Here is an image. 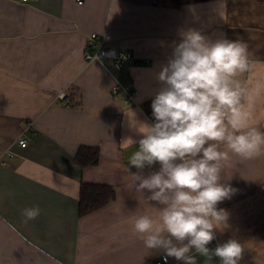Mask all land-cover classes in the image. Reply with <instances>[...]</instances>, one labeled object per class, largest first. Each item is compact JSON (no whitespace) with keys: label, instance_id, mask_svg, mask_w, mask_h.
Returning a JSON list of instances; mask_svg holds the SVG:
<instances>
[{"label":"crops","instance_id":"1","mask_svg":"<svg viewBox=\"0 0 264 264\" xmlns=\"http://www.w3.org/2000/svg\"><path fill=\"white\" fill-rule=\"evenodd\" d=\"M84 1L0 0V264H156L166 255L147 249L134 231L133 217L158 219V205L130 187L129 160L138 146L125 140L141 138L136 121L152 123L157 74L181 31L242 37L252 64L239 79L264 85V0ZM94 33L108 34L106 47L137 62L118 71L112 60L88 61ZM119 85H132L135 99L114 94ZM69 91L83 95L80 107L59 98ZM252 123L264 130V88ZM81 147L98 148L99 163L79 167ZM223 179L237 191L218 205L229 219L208 247L236 239L244 246L239 264H264V155H232ZM82 183L110 185L116 199L81 216ZM36 205L40 216L23 223L21 209ZM197 262L219 264V258L197 256Z\"/></svg>","mask_w":264,"mask_h":264},{"label":"clouds","instance_id":"2","mask_svg":"<svg viewBox=\"0 0 264 264\" xmlns=\"http://www.w3.org/2000/svg\"><path fill=\"white\" fill-rule=\"evenodd\" d=\"M179 36L157 74L161 87L151 103L153 122L136 121L141 138L125 140L138 146L129 160L130 187L158 205L153 206L158 219L134 216L133 228L147 249L182 264H198L197 256L239 264L244 246L238 240L208 245L229 219L218 205L237 191L222 182L224 162L232 155L242 160L264 155V130L252 123L264 85L239 79L252 64L242 37L211 39L196 28ZM156 164L158 170L143 174ZM41 211L38 205L21 209L23 223Z\"/></svg>","mask_w":264,"mask_h":264},{"label":"trees","instance_id":"3","mask_svg":"<svg viewBox=\"0 0 264 264\" xmlns=\"http://www.w3.org/2000/svg\"><path fill=\"white\" fill-rule=\"evenodd\" d=\"M88 46V52L91 50ZM87 52V53H88ZM83 95L76 91H69L63 100L68 108L82 105ZM150 112V111H148ZM76 164L81 168L95 166L100 161L98 148L81 147L75 157ZM116 188L105 184L82 183L80 192V215L86 216L109 205L116 199Z\"/></svg>","mask_w":264,"mask_h":264},{"label":"built area","instance_id":"4","mask_svg":"<svg viewBox=\"0 0 264 264\" xmlns=\"http://www.w3.org/2000/svg\"><path fill=\"white\" fill-rule=\"evenodd\" d=\"M23 2H27L29 0H22ZM78 4L83 5L84 0H76ZM91 50L87 53L86 59L88 61H98V60H112L114 63L115 68L118 71H122L125 67L134 65L137 62V59L130 53L123 52V51H117L114 49H110L106 47V43L110 40V36L108 34L105 35H99L97 33H94L91 35ZM120 91H124L126 93V100L127 102H130L135 99L136 91L135 88L130 85L127 87H123L121 85L116 86L113 88V93L114 94H119ZM66 93H61L59 95L60 99H65ZM149 117L151 121L153 122L154 118L152 116V111L149 113ZM31 125H28L26 128L29 130ZM26 130V131H27ZM18 144L20 147L25 148L27 147V140L23 137L18 139ZM6 154H9V158H13L14 154L10 153L9 150H6ZM1 159H4V155L0 156ZM3 162V160H2ZM217 246V245H216ZM156 264H170L169 257L166 255H163L159 261H157Z\"/></svg>","mask_w":264,"mask_h":264}]
</instances>
